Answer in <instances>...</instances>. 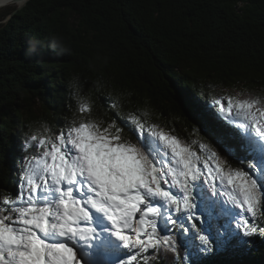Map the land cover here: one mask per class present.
<instances>
[{"label": "snow or ice", "instance_id": "obj_1", "mask_svg": "<svg viewBox=\"0 0 264 264\" xmlns=\"http://www.w3.org/2000/svg\"><path fill=\"white\" fill-rule=\"evenodd\" d=\"M76 96L58 133L30 126L33 154L19 187L0 193V264H101L100 255L110 258L104 264H162L170 253L177 264L169 225L191 241L182 261L196 255L208 264L210 254L238 256L245 237L264 235V94L190 100L200 154L147 111H125L119 97L109 106L116 119L97 121L91 100ZM237 147L251 153L246 167L230 163ZM201 217L202 226L189 227Z\"/></svg>", "mask_w": 264, "mask_h": 264}, {"label": "trees", "instance_id": "obj_2", "mask_svg": "<svg viewBox=\"0 0 264 264\" xmlns=\"http://www.w3.org/2000/svg\"><path fill=\"white\" fill-rule=\"evenodd\" d=\"M14 9L0 8V193L18 189L30 126L58 133L77 90L93 119H116L109 106L119 97L198 154L190 100L264 94V0H30L9 18ZM123 135L135 139L127 127ZM242 150L233 167H246ZM244 239L238 256L210 254L208 264H264V235ZM186 250L191 241L180 239L177 264H199L196 255L182 261ZM168 257L162 264H173Z\"/></svg>", "mask_w": 264, "mask_h": 264}, {"label": "water", "instance_id": "obj_3", "mask_svg": "<svg viewBox=\"0 0 264 264\" xmlns=\"http://www.w3.org/2000/svg\"><path fill=\"white\" fill-rule=\"evenodd\" d=\"M29 0H0V5H15L17 8L12 12L11 16L16 14L19 9L27 4Z\"/></svg>", "mask_w": 264, "mask_h": 264}, {"label": "rangeland", "instance_id": "obj_4", "mask_svg": "<svg viewBox=\"0 0 264 264\" xmlns=\"http://www.w3.org/2000/svg\"><path fill=\"white\" fill-rule=\"evenodd\" d=\"M249 94L250 93H248V92H243V91H241V92H238V91H235V92H233L232 93V95H236V96H238L239 98H241V99H246V98H248V96H249ZM224 95H228V94H221V95H219V96H224ZM213 167H214V165H212ZM21 173V172H20ZM20 176V175H19Z\"/></svg>", "mask_w": 264, "mask_h": 264}, {"label": "clouds", "instance_id": "obj_5", "mask_svg": "<svg viewBox=\"0 0 264 264\" xmlns=\"http://www.w3.org/2000/svg\"><path fill=\"white\" fill-rule=\"evenodd\" d=\"M29 1H30V0H29ZM27 3H28V2H27ZM9 6H15V5H9ZM23 7H24V6H23ZM23 7H22V8H23ZM16 8H17V6H16ZM22 8H21V9H22ZM21 9H19L18 11H20ZM14 10H15V9H14ZM18 11H17V12H18ZM14 15H15V14H14ZM12 16H13V15H12ZM10 17H11V15L9 16V18H10ZM37 131H38V130H37Z\"/></svg>", "mask_w": 264, "mask_h": 264}, {"label": "bare ground", "instance_id": "obj_6", "mask_svg": "<svg viewBox=\"0 0 264 264\" xmlns=\"http://www.w3.org/2000/svg\"><path fill=\"white\" fill-rule=\"evenodd\" d=\"M6 7V5H0V8ZM127 61V60H126ZM132 63V62H131ZM189 122V121H188ZM15 126V125H14ZM194 140V139H193ZM244 150V149H243Z\"/></svg>", "mask_w": 264, "mask_h": 264}]
</instances>
